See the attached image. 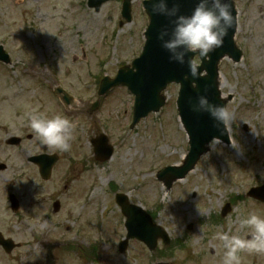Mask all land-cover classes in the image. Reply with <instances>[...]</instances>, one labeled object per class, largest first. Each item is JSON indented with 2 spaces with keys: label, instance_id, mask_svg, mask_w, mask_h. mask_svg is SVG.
Masks as SVG:
<instances>
[{
  "label": "rangeland",
  "instance_id": "rangeland-1",
  "mask_svg": "<svg viewBox=\"0 0 264 264\" xmlns=\"http://www.w3.org/2000/svg\"><path fill=\"white\" fill-rule=\"evenodd\" d=\"M118 1L105 3L96 12L87 7L86 0H0V45L11 61L0 63V123H6L0 129V161L7 166L0 173L1 185L32 175L26 158L37 154L40 143L34 136L28 139L33 135L29 116L66 115L75 124L70 151L60 152L53 186H42L34 179L38 204L29 207L24 202L22 224L37 217L36 223L44 225L43 234L49 225H57L58 253L68 241L73 242L69 247L81 248L104 242L99 259L83 264H152L159 256L135 240L129 241L124 254L117 253L125 228L114 202V185L131 202L149 213L155 211L154 221L171 240H181L184 249L170 246L166 254L173 264H222L224 249L214 239L217 231L231 234L238 218L252 213L264 217L263 205L245 195L251 184L264 183V0H234L238 12L235 42L242 59L236 64L224 59L219 65L220 90L223 96H231L227 108L234 116L226 125L229 143L212 141L194 170L168 191L156 180V172L181 164L188 150L175 107L178 85H169L164 106L133 130L128 125L134 98L125 87L97 96L100 79L113 76L118 67L138 56L144 41L147 18L141 0L132 3V22L122 26ZM56 87L73 97L74 107H65L56 98ZM95 101L100 102L99 108L89 114ZM100 130L107 134L114 152L110 160L96 165L88 140ZM9 136L23 137L22 146L9 147L5 142ZM86 180V197L81 200L89 207L90 227L64 231L65 226L77 223L69 210L76 202L72 197L76 182ZM21 191L26 193V189ZM54 200L60 202V210L52 215ZM227 202H232L231 210L222 218L220 212ZM0 224L17 225L19 231L22 227L11 213L0 217ZM241 235L245 239L244 230ZM239 255L241 264H264V254L241 251ZM65 257L59 264L64 260L73 264Z\"/></svg>",
  "mask_w": 264,
  "mask_h": 264
},
{
  "label": "water",
  "instance_id": "water-1",
  "mask_svg": "<svg viewBox=\"0 0 264 264\" xmlns=\"http://www.w3.org/2000/svg\"><path fill=\"white\" fill-rule=\"evenodd\" d=\"M99 1L101 2L102 0ZM129 1L124 0L123 3V14L127 20H129ZM179 3L181 12L188 14L194 8L196 0H179ZM143 6L149 16V25L145 33L146 42L143 52L138 59L132 62L135 71L133 69L130 71H127L126 68L122 69L109 84L113 85L114 83L121 82L126 84L135 94L134 121L136 122L149 111H157L162 106L164 98L160 95V92L168 83L176 82L180 84L176 104L179 116L189 138L190 151L181 167L165 168L158 174L159 179H164L165 176L169 175L173 180L184 177L193 168L199 156L207 151L206 145L212 138H221L228 142L223 124L214 122L207 113L194 111L193 105L200 94H206L209 100L215 104H225V101L220 99L218 91L217 65L223 56L227 55L237 60L240 53L235 49L232 41L235 32L233 20V25L228 30L222 47L210 53L208 59L201 60V71H204L206 74L194 80L188 75L187 64L180 65L171 61L169 53L161 47L158 35L163 27H171L168 18L152 14L150 0L144 1ZM169 6L171 7V0ZM189 56L192 59L193 55L191 53ZM3 57L6 56L1 52L0 48V58ZM252 193L254 196L259 197L256 190ZM120 204L127 217L126 227L128 236H136L151 247L150 242L153 239V235L155 237L162 235L160 229L156 226H151L152 224L148 216L140 209L134 206L127 207L122 201H120ZM134 218L136 219V223L133 224ZM142 218L144 222L141 220ZM145 225L148 227H145ZM163 238L165 237L163 236Z\"/></svg>",
  "mask_w": 264,
  "mask_h": 264
},
{
  "label": "clouds",
  "instance_id": "clouds-1",
  "mask_svg": "<svg viewBox=\"0 0 264 264\" xmlns=\"http://www.w3.org/2000/svg\"><path fill=\"white\" fill-rule=\"evenodd\" d=\"M150 3L152 14L168 18L171 25L170 28L163 27L158 35L169 59L180 65L187 64L188 75L194 80L201 78L206 73L201 71L200 60L207 59L210 53L222 47L233 25L230 0H196L188 14L181 12L179 0H171V7L170 0H150ZM190 53L198 55L200 60H192ZM193 110L207 113L214 122L223 125L234 119L227 107L211 102L206 94L197 96ZM28 127L42 146L52 151H70L75 124L66 115L32 114ZM242 230L250 239L242 238ZM214 239L220 241L224 249L222 264H241V251L264 254V217L255 213L240 217L231 234L218 230Z\"/></svg>",
  "mask_w": 264,
  "mask_h": 264
},
{
  "label": "flooded vegetation",
  "instance_id": "flooded-vegetation-1",
  "mask_svg": "<svg viewBox=\"0 0 264 264\" xmlns=\"http://www.w3.org/2000/svg\"><path fill=\"white\" fill-rule=\"evenodd\" d=\"M28 139H32V136L29 135ZM43 147H45V146H43ZM34 232H35V231H34L32 228H26V229L22 230L20 233L22 234L23 239H25V238L28 237L29 234H31L30 237H34V236H36L35 234H32V233H34ZM3 233H5L6 235H14V234H15V232H14L13 230H10V229H4V230H3ZM6 235H5V236H6ZM40 249H41V251L43 252V250H42V246H40ZM24 259H25V258H20V260H24ZM0 264H1V263H0ZM53 264H56V262H54Z\"/></svg>",
  "mask_w": 264,
  "mask_h": 264
}]
</instances>
